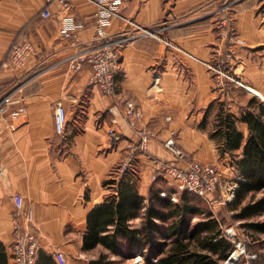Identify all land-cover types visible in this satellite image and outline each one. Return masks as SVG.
Instances as JSON below:
<instances>
[{"label": "crops", "instance_id": "crops-1", "mask_svg": "<svg viewBox=\"0 0 264 264\" xmlns=\"http://www.w3.org/2000/svg\"><path fill=\"white\" fill-rule=\"evenodd\" d=\"M224 2L230 3L239 32L231 45L237 62L233 70L242 86L236 90L248 93L244 101L233 98L228 103L238 113L252 95L264 101V0H120L119 11L106 25L109 34L143 27L156 35L136 34L119 48L117 87L108 95L90 82L89 64L75 71L67 63L68 57L97 43L94 0H67L66 6L51 2L48 17L41 15L44 0H0V98H13L0 112V242L7 264H12L14 193L32 211L38 239L35 264H45L44 256L60 264L55 250L64 254L63 264H88L98 256L93 250L101 245L82 249L86 215L114 191L104 179L113 176L114 164L139 139L128 127L116 140L107 133L110 108L120 115L122 97L132 98L141 108L138 126L154 132L148 144L152 156L173 159L162 146L169 129L187 159L213 162L218 168L217 162L230 156L221 152L219 138L210 133L216 110L210 119V102L217 95L207 68ZM62 18L84 22L76 38L61 34ZM20 37L33 42L34 53L17 68L5 61L10 45ZM57 101L66 109L62 133L54 123ZM22 106L23 111L14 114ZM237 128L246 136L245 123ZM136 157L139 170L130 179L137 193L148 196L152 185L161 189L164 181H152L154 164L143 153ZM230 167L237 185L239 172L232 163Z\"/></svg>", "mask_w": 264, "mask_h": 264}, {"label": "trees", "instance_id": "trees-1", "mask_svg": "<svg viewBox=\"0 0 264 264\" xmlns=\"http://www.w3.org/2000/svg\"><path fill=\"white\" fill-rule=\"evenodd\" d=\"M214 101L217 108L210 133L219 138L221 152L230 153V162L240 175L228 205L235 210V218L256 216L264 212V101L252 95L238 113L225 101L213 99L210 106ZM239 122L245 123L246 136L238 130ZM130 175L128 169L119 178L104 179L103 184L114 187V191L87 213L82 249L101 245L115 254L138 253L144 264H224L222 261L233 249L231 236L222 231L213 210L189 196L198 194L183 190L173 200V191L167 190L162 196L159 192L163 189L152 185L146 196L137 193ZM161 180L159 173L154 181ZM258 191L262 194L256 197ZM195 216L197 220L193 221ZM134 218H139L138 225L132 222ZM243 224L264 232V221ZM44 258L45 264H53L50 257ZM7 262L8 255L0 242V264ZM88 264L113 261L108 252L100 251Z\"/></svg>", "mask_w": 264, "mask_h": 264}, {"label": "built area", "instance_id": "built-area-1", "mask_svg": "<svg viewBox=\"0 0 264 264\" xmlns=\"http://www.w3.org/2000/svg\"><path fill=\"white\" fill-rule=\"evenodd\" d=\"M46 5L41 11V15L48 17L51 15L49 3L56 2L61 6L67 5V0H44ZM96 10L94 13L95 21V41L96 44L84 51L68 57V65L75 71L82 68L83 63H87L92 68L90 82L96 85L100 91L106 95L115 94L117 87V75L121 69L119 48L132 40L136 34L156 35L151 29L138 27L135 31L124 30L118 34H109L106 31V25L110 18L119 11L120 0H94ZM220 15L216 21L215 32L216 40L212 43L208 59V70L212 76L213 88L223 89L226 78L233 75V68L236 66V58L233 54L231 45L236 44L239 37L237 27L233 22L230 13V3L224 2L220 8ZM61 34L67 37L76 38L77 27L84 26V22L77 20L74 24L66 18L61 20ZM34 44L27 37L16 39L8 49L6 63L13 67L20 68L27 59L34 53ZM13 101L10 94L3 95L0 98V112L6 111L7 104ZM122 110L120 115L111 107L112 116L107 133L113 140L125 134V128L128 127L133 135L138 139V149L151 160L154 164V170L151 178L154 180L157 172L166 179H171L177 190L187 191L209 200V194L220 184V174L213 162L187 159V153L180 149L177 143V137L173 129H169L167 138L162 142L164 149L168 150L172 160H163L152 156L148 149V144L153 139L154 132L140 128L138 120L142 115L141 108L136 106L134 100L130 97H122ZM23 106L15 111L14 114L22 112ZM54 123L57 133H62L65 128L66 109L61 101H57L54 107ZM170 116H166L165 120ZM129 144L128 146H130ZM133 148L127 151L124 159L118 164L113 172L115 178H119L126 170L130 169ZM185 160L186 165H180L177 161ZM0 172L2 168L0 167ZM236 184L232 185L231 193L234 192ZM162 196L166 192H159ZM15 215L12 219V243L11 255L12 264H35L38 258V239L34 225L32 224V211L24 208V199L20 194H12ZM171 198L176 200V193L173 192ZM56 258L60 264L65 262V256L60 250H55Z\"/></svg>", "mask_w": 264, "mask_h": 264}, {"label": "rangeland", "instance_id": "rangeland-1", "mask_svg": "<svg viewBox=\"0 0 264 264\" xmlns=\"http://www.w3.org/2000/svg\"><path fill=\"white\" fill-rule=\"evenodd\" d=\"M235 70V69H234ZM233 70V71H234ZM210 73V72H209ZM240 75L234 71L233 75L226 78V82L223 86V89L213 88L212 76H211V87L216 92L217 97L214 99L216 101H225L227 104L231 99H246L248 97V93L241 90L238 91L236 88L242 87L240 83ZM214 106L212 108V112L210 114V119L213 117V110L216 109V102L214 101ZM238 110V108H237ZM211 121V120H210ZM130 146L126 147V151L124 152L121 159L114 164L116 166L124 159V156L127 154V151L130 148H133L134 154L132 156L130 173H135L136 170H139V165L137 161L138 152L142 153L138 149V143H130ZM145 156V155H144ZM146 157V156H145ZM227 157V158H226ZM224 160L217 162L218 172L220 174V184L216 188L214 197L211 199H205L200 196L189 195L195 202H199L201 206H204L207 209L213 210L214 215L220 220L222 231L231 236V241L233 245V249L228 254L227 258L222 261L224 264H264V232L259 230H254L253 228L244 225L243 221H264V212L260 214H256V216H252L246 219H238L233 216L235 210H232L228 202L233 198V194L231 193V186L234 185L233 181L235 179L234 172L231 171V157L227 155ZM114 169V170H115ZM163 183H161V189H163L166 194L167 190H171L176 193V197L182 195L183 193L176 189L174 182L171 179H165L163 176ZM153 181V179H152ZM262 194L261 191L255 193V196H260ZM197 217L193 218V221H196ZM132 222L134 224L139 223L138 219H133ZM231 232V233H230ZM100 251H105L101 246L97 249H94L93 252L98 255ZM109 253L110 259L113 261V264H144L142 254H127L120 255L111 253L109 251H105ZM231 257V258H230Z\"/></svg>", "mask_w": 264, "mask_h": 264}, {"label": "water", "instance_id": "water-1", "mask_svg": "<svg viewBox=\"0 0 264 264\" xmlns=\"http://www.w3.org/2000/svg\"><path fill=\"white\" fill-rule=\"evenodd\" d=\"M231 233V232H230ZM231 258V257H230Z\"/></svg>", "mask_w": 264, "mask_h": 264}]
</instances>
